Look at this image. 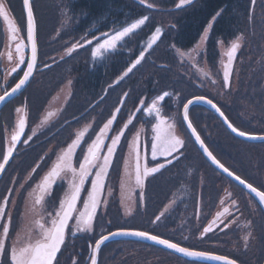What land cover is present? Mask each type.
<instances>
[{"label": "trees", "instance_id": "trees-1", "mask_svg": "<svg viewBox=\"0 0 264 264\" xmlns=\"http://www.w3.org/2000/svg\"><path fill=\"white\" fill-rule=\"evenodd\" d=\"M18 1L20 2V0ZM46 1L55 2V0H35L34 3L35 13L42 29L50 27V20L55 19L53 8L55 4L50 9L49 5L44 4ZM68 1L78 5L66 7L72 15L80 17L78 29L85 26L89 28L93 25L110 28L119 18L121 19L118 20V23L121 26L123 20L130 24L143 16L149 17L150 14H166L165 17L170 22L162 32L157 47L163 40V46L171 41L178 49H190L211 22L206 40V61L212 72H216L217 66L215 48L217 39L229 41L235 38L237 33L244 32L248 36H253L259 30L264 31V21L255 20L258 11L264 17V9L259 10L258 8L261 0H256L255 6L252 5L251 0H193L191 4L180 8H177L179 0H156L152 8L140 4L138 0H65V2ZM240 9L244 11V15L239 19ZM221 10V15L213 20L216 13ZM241 22H244V27L240 25ZM154 29L153 18L151 20L149 17L145 25L136 30L135 35L133 34L126 41V69L136 59L140 51L145 48L141 43L147 41ZM251 43V48L257 49L258 44ZM155 46L156 44L152 45L145 53L142 62L122 79V82L118 81L113 84L114 81H111L112 85L107 88L105 96V87L107 84H111L108 78L115 77L110 75L107 67L110 58L107 59L105 65L90 72L88 53L85 54L83 63L81 56L80 73L79 77L74 79L75 95L70 105L71 111H79V117L71 122V128L75 124L81 126L88 123L86 119L88 113L101 107L102 113L96 114L94 131H97L105 123L104 118L109 115L110 111L121 108V101L124 102L126 111L119 115L113 124V128L116 131L119 130L130 116H132L133 122L125 130V135L121 139L108 173L110 180H117L130 135L137 127H149L155 121L154 116L147 115L144 109L150 106L156 97L168 92L170 95L158 105L161 108V115L170 119L171 113L178 111L177 118L188 139L189 147L185 146L181 151L182 154L178 158H173L171 164H167L159 173L147 178L142 192V203L139 197L137 209L131 217L123 218L121 216L118 202L115 197H112L109 199L105 210L97 214L92 232L77 233L75 236L70 233L58 257V264H73L74 258L77 264H85V260L88 261L90 256L88 244L93 245L101 235L116 229H133L158 235L189 249L227 256L240 262V264H261L264 257V213L256 204L251 205L252 199L241 189L219 175L202 158L182 125L180 110L188 99L194 96H204L221 108L233 126L251 134H264L263 79L261 80V75H254V81H248L245 84L246 74H243L231 104L226 106L214 100L210 94L203 91L195 83L192 84L190 79H184L183 76L175 79V72L173 71L175 61L172 56L168 51L157 53ZM84 48L86 47L82 49ZM119 74L120 70L116 73V79ZM49 87V85L46 86L45 90L40 91V93L46 97L45 92L46 90L49 91ZM125 93H127L126 96ZM99 98L101 99L94 105V109L90 108L91 103ZM32 99L36 100L34 96ZM242 103L250 108L251 112L256 111L257 115L251 120L255 124L254 126L249 121H242L243 119L239 115ZM138 108L141 111H137ZM189 117L204 144L221 164L253 186L257 188L260 185L264 186V143L248 144L235 139L212 113L201 106H192ZM90 139H86L85 143ZM200 175L205 176V183L199 189L198 179ZM110 180H107L108 184H110ZM224 183L235 190L234 197L237 201L236 210L238 213L235 215L241 216L242 220L240 221L242 223L240 226L243 225V227L225 233L201 234L206 223L214 215L215 206L220 197L221 188L219 186L221 187ZM180 187H187L188 197L184 199L185 201L177 204L172 216H166L164 221L155 222L165 203ZM259 189L261 190V188ZM200 208L203 213L202 217H200ZM253 208H256L254 212L252 211ZM182 213L184 216H180ZM250 221L251 223H249ZM135 226L136 228H134ZM241 230L253 232L256 241L249 242L247 247L240 244L233 248V243L238 242L237 237L242 233ZM121 245L142 248L143 257L154 253L159 255L155 259L152 257L143 258L141 264H152L153 262V264H204L132 242L106 244L100 249L98 264H132L130 257L121 259L119 256L118 258L120 252H116L117 250L114 248Z\"/></svg>", "mask_w": 264, "mask_h": 264}, {"label": "snow or ice", "instance_id": "snow-or-ice-1", "mask_svg": "<svg viewBox=\"0 0 264 264\" xmlns=\"http://www.w3.org/2000/svg\"><path fill=\"white\" fill-rule=\"evenodd\" d=\"M140 4H145V0H139ZM193 0H179L177 8L185 5H189ZM253 6L256 4V0H251ZM23 6L27 13V41L31 47V58L27 61L22 54L23 49L27 47L22 41L16 44V53L18 54V62L15 67L11 69L15 72L21 64L26 63V70L23 72V76L19 78L18 83L12 87L11 91H6L3 95H0V103H3L6 97H9L19 91L32 76L33 71L36 67L37 62V41L35 37V17L33 12V7L31 0H23ZM147 7L152 8V4H148ZM221 11H218L213 17L221 15ZM0 18L8 25L10 39L16 40V32L18 29L13 24V21L8 15V10L6 9V0H0ZM149 20L148 16H143L136 19L134 22L127 24L121 28L112 30L111 32H100L99 36H93L90 40H85L83 44L73 43L71 47L66 49V54L70 55L77 50L78 47H84L85 44L91 45L93 40L98 41L94 47L91 48V58L94 62L106 59L109 54H114L119 46L128 38L131 34L135 33L136 30L140 29L141 26L145 25V22ZM91 31V29H89ZM207 32V29H206ZM161 34V29L156 28L155 34L148 41L147 45L143 50L140 51L136 59L127 67L121 76H127L130 72L136 68L137 65L145 58V53L152 47ZM206 37H203L204 39ZM242 35L236 38V41L231 43L229 50L227 51L228 62L224 64L223 71V87L225 89L230 88L232 64L236 55L237 50L241 47L239 43L242 40ZM11 59V55H9ZM215 83V81H213ZM127 93H125V96ZM170 93L164 92L162 95L156 97V100L152 102L150 106L144 109L147 115L154 116L155 123L152 127V139H151V159L152 161H158L159 157L164 158V162H157L155 166L148 167L145 163L143 170H141V155H140V132H137L133 139L129 141L130 148V158L134 160L135 167V183L137 186H141L143 180L149 175H154L159 173L167 164L172 163V158H178L181 155V149L185 147V141L175 134V124H168L161 115V108L157 105L156 101H163L165 97L169 96ZM204 102L209 104L212 108L224 117L225 122L228 123V127L232 132L237 133L241 137H248L250 139H262L264 136H255L249 132L242 131L237 127L233 126L232 123L228 122V118L225 116L224 112L217 104L213 103L212 100L206 99L203 96H197L190 99L183 105V120L187 121V127L191 129L192 134L195 136L196 141L203 148L207 156L212 160L214 164L223 169L229 176H235V179L239 181L240 184L244 185L250 194H254L258 198L260 205H264V191H261L257 187H254L251 183H246L245 180L241 179L240 176L235 175L233 172L229 171L223 164H221L216 157L209 151V149L204 145V141L201 140L200 136L196 133L195 128L191 121L189 120V110L190 105ZM123 104V101H121ZM143 104V101H141ZM17 113L21 112V108L15 110ZM141 111V109H137ZM120 112V108L111 114L110 118L103 124V127L99 129L96 133L95 139L88 145L86 151L83 154V159L79 160L78 168L73 165V158L76 156V150L80 148L81 142L83 141L87 129L78 132L75 139L67 146L66 149L62 150L58 155L51 169L41 178V180L36 184V186L29 192V199L31 205L29 212L34 217H39L34 219L33 223L40 230V238L35 240V242H20V233H17V242L13 243L8 249L6 242L9 238L10 227L12 223V216L10 212L7 211L8 205L10 203V196L12 194V189L8 190V194L5 195L2 200H0V221H4L0 224V264H5V257L8 258V264H58V253L61 252L62 246L65 245L66 239L68 238L69 232L72 236L77 233H90L93 231V223L97 216V211L101 204L105 201L101 198L102 193L105 188V180L108 176L109 170L112 166L113 159L116 155L117 149L120 146L121 138L125 135V130L128 129L129 125L132 124V116L129 117L123 127L120 128L119 132L115 135H109L112 131V126L117 120V113ZM53 115V113H48V116L44 118L42 124L48 122V119ZM134 115V114H133ZM26 126V118L22 117L18 120L15 126V131L11 136L10 146H6L2 160H0V173L5 171L6 165L9 163L10 158L16 150L18 143L28 144V142L36 135V129L32 130V135H29L27 139L21 141V137L24 135V130ZM106 141H110L106 143ZM106 149V151H105ZM175 154V155H174ZM129 158H125V170L127 171L129 166ZM39 168V164L32 169L35 173L36 169ZM94 172V174H93ZM91 177V187L85 189V182ZM31 178V175L30 177ZM67 181V189L65 190L63 197L59 200V205L55 209L54 215L51 212H47V216L51 219L44 222V215L46 213V205L48 199L52 196L53 185L58 181ZM21 188L24 187L22 183ZM123 187V186H122ZM82 191H86V196L81 197ZM141 194V199H142ZM82 200V208H78L77 205ZM235 205V201L232 202ZM264 211V207L261 208ZM164 213H161L163 215ZM225 214H230L228 209L225 208L223 213H218L217 216H222ZM75 220V224L69 229V222ZM157 220L160 219L159 216L156 217ZM223 222V221H221ZM251 223V221L249 222ZM227 228L228 224H224ZM212 231V228L205 227L204 233ZM115 235H130L137 236L147 240H152L157 244L164 245L169 249H173L176 252L182 253L186 257H198L208 260L222 261L223 264H236V261L229 259L225 256L213 255L208 252L195 251L187 247H182L178 243H173L168 239H162L158 235H150L143 231H127L121 230L115 233H108V235H101L99 239L95 240L94 245H90L91 255L90 264H98L97 256L100 252L101 245L104 244L110 236ZM251 233L246 236L245 247H247L249 237ZM73 264H77L75 258L73 259Z\"/></svg>", "mask_w": 264, "mask_h": 264}, {"label": "flooded vegetation", "instance_id": "flooded-vegetation-1", "mask_svg": "<svg viewBox=\"0 0 264 264\" xmlns=\"http://www.w3.org/2000/svg\"><path fill=\"white\" fill-rule=\"evenodd\" d=\"M21 2L22 0H20V2L18 0H6V9L8 10V15L13 21V24L18 29L15 34L16 40L10 39L8 25L3 21L2 18H0V95H3L6 91H9L15 86L16 83H18L19 78L23 76V72L26 69L25 63L21 64L15 72L11 71V69L16 66L19 58L15 50L16 44L22 41L25 45H27L25 19L21 10ZM34 3L35 0L32 1V7L36 21V37L38 48L37 64L34 75L27 87L0 110V160H2L3 152L6 146H10L11 136L15 131L14 126L15 123H17L15 121V115L17 114L15 110L17 108H21L20 118H26V126L24 135L21 137V141L27 139L29 135H32V130L36 129V135L33 136L28 144H24L22 142L17 144L16 150L13 153L9 164L0 177V200H2V198L8 194L9 189L13 190L9 198L10 203L7 209V211L10 212L12 216L9 238L6 242L9 250L11 245L17 242V233H24V236L20 235L21 243L31 241L30 237L33 235L38 237L35 238L36 240L40 238V230L33 223V220L38 219L39 217H34L29 212L31 205L29 192L51 169L57 159V155L62 150L66 149L72 140L75 139L77 133L76 131L81 129L80 125L76 124L71 128V122L75 121L79 117V111H71L70 108L75 95L74 79L78 78L80 73V57L82 56L83 63L85 61V54L88 53L87 55L89 57L90 72L95 68H100L105 65L107 63V59L110 58L107 67L110 75L115 77H109L108 80L109 82L114 81L113 83H115L117 79L120 81L122 80L121 74L123 73L124 68L126 70L127 64V38L119 46L118 50L114 54H109L106 59L96 62L92 60L90 54L91 48L94 47L98 42L96 40H93L91 45L85 44L84 47L86 48L84 49H82L83 47H78L77 50L72 54H66V49L71 47L73 43L83 44L85 40H90L93 36H99L100 32H111L112 30L127 25V21L123 20V23H121L123 25L120 24L121 26H119L118 20L121 19L119 18L117 19V22L114 24V26H111L110 28L93 25L89 28L85 26L82 29H78L80 17L78 15L74 16V14L72 15L66 9L68 5L71 7L78 5L72 1L65 2V0H55V5L52 1H46L44 3L45 5H49L50 9H52V6L54 5L53 8L55 12V19L50 20V27H45L42 29L39 19H37L38 17L35 13ZM89 29H91V31H89ZM22 54L27 61L29 59L27 47L23 49ZM9 55H11V59H9ZM71 62L72 66L70 67ZM64 70L66 71L64 72ZM118 70H120V74L116 79V73ZM112 82L111 84H107L105 87L104 96L107 94V88L112 85ZM48 85L50 87L49 91L46 90L45 94L47 96L45 97V95L43 93L41 94L40 91L43 92L45 87ZM65 86H68L69 91L64 104H62L60 108H55L48 111L57 96L66 90ZM32 96H34L36 100H33ZM101 98L92 102L90 108L94 109V105H96V103L100 101ZM120 107V112L117 113V119L119 118L120 114L126 111L124 102ZM113 112L114 111H110L109 115L104 118L105 122L110 118ZM48 113H53V115L48 119L47 123L42 124V121L48 116ZM101 113V107H98L97 110L95 109L92 112H89L86 116L88 123L82 124L83 127L87 125L89 128L87 129L80 148L76 150V156L73 158V165L77 168L79 166L78 161L83 159V143L87 148L88 145L95 139L96 133L99 132V129L103 127L102 125L97 131H94V126L97 119L96 114ZM112 129L113 130L109 132L110 136L113 132H116L113 126ZM5 133L9 134L8 140ZM90 138H92L90 142L88 141V144L85 143L86 139ZM108 142L109 141H106V143ZM38 164L39 168H37L36 172L33 173L32 169ZM144 165L145 163L143 162L141 165L142 170ZM30 175L31 178H29ZM89 180H91V177H89V179L85 182V189ZM107 180H110L108 176L105 180V183ZM22 183L24 184L23 188L20 187ZM90 187L91 186H89V188ZM259 188L264 190V186L260 185ZM66 189V180L58 181L55 185H53L52 196L48 199L46 213L43 218L44 222H46V226H50L47 225V221L51 219L47 216V212H51L54 215L55 209L59 205V200L63 197ZM102 194L103 196L101 198L105 201V203L101 204L97 214L99 212H103L106 208V193ZM84 196H86V193L85 191H82L81 197L83 198ZM254 204L255 202L252 200L251 205ZM82 206L81 200L77 207L82 208ZM255 209L256 208H253L252 211L254 212ZM217 211L218 209L205 225V227L210 226L212 228V231L208 233H225L240 227L239 217L237 215H229L226 221L221 222L222 216L218 217ZM3 222L4 221H0V224ZM74 224L75 220L73 219L69 222V229H71ZM224 224H228V227L225 228ZM4 259L5 264H8L7 256ZM85 264H87V260H85Z\"/></svg>", "mask_w": 264, "mask_h": 264}, {"label": "rangeland", "instance_id": "rangeland-1", "mask_svg": "<svg viewBox=\"0 0 264 264\" xmlns=\"http://www.w3.org/2000/svg\"><path fill=\"white\" fill-rule=\"evenodd\" d=\"M156 3V0H145V5L148 4H154ZM54 4V3H53ZM259 10L264 9V0H261L259 2L258 6ZM244 15V11H241L239 13V19L242 18ZM166 14L160 13V14H150L149 17H151V20L153 18V22L156 28L161 29V34L164 31L165 27L167 24L170 22L169 19H167ZM256 21H264V17L261 16L260 11L256 13ZM242 21V20H241ZM244 27V22L241 24ZM264 28V27H263ZM155 29L153 33L149 36L146 42L141 43V45L146 46L148 41L151 39V37L155 34ZM260 32V34H259ZM160 34V35H161ZM242 35L243 39L239 41L241 44V47L237 50L233 64H232V72H231V80H230V88L225 89L223 87V71H224V64L228 62L227 58V51L229 50L231 43L236 41L237 37H240ZM160 37V36H159ZM205 33L201 35V37L197 40V42L187 50H182L176 48L171 41H168L164 46L161 43L158 45L160 40H156L154 44H156L155 47H157L156 51L157 53H160V51H168L169 54L172 56V59L175 61V66L173 67V71L175 72L174 78L179 79L180 76H183L184 79H190L192 84L198 85L203 91L207 92L208 94L211 95V97L220 102L223 103L226 106H229L231 104V101L233 100L238 87L240 83L241 76L243 74H246V78L244 83L248 81H254V75H261V80H262V87L264 90V31L259 30L256 33L253 34V36H248L244 32L242 33H237L235 34V38L229 40V41H223L221 39L216 40L215 48L217 52V66H216V72H212L209 69L208 63L206 61V43H205ZM165 40V39H164ZM251 42H255V44H258L257 49H252L251 48ZM164 43V41H163ZM140 44V43H139ZM137 45V47L139 46ZM153 44V45H154ZM155 51V52H156ZM238 58V59H237ZM167 64H170L169 62H165ZM215 81V83H213ZM65 91L62 94H59L55 101L53 102L52 106L48 109V111L55 109V108H60L62 104H64L66 96L68 94V86H65ZM153 102V101H152ZM162 101H159L161 103ZM157 103V102H156ZM157 103V104H159ZM251 109L248 108L246 105L242 103L241 105V111L239 115L242 117V121L246 122L249 121L252 126L255 124L251 122V120L256 116V111L251 112ZM20 113H17L15 115V121L18 122L20 119ZM178 111L177 113H171L170 119L164 118L165 121L168 124H175V134L178 135L180 138H182L185 141V146H188V139L183 132L180 122L178 120ZM156 122V121H155ZM152 123L149 127H137L136 132L129 137V141H131L134 137V135L137 132H140V155L141 158L146 155L148 158H151V139H152ZM16 126V123H15ZM14 126V130H15ZM152 126V127H151ZM123 127V126H122ZM82 128V127H81ZM89 126H85L82 129H78L76 132H81L84 131L85 129H88ZM143 128V129H142ZM76 133V134H77ZM7 140L9 137L8 133H5ZM112 135V134H111ZM76 137V136H75ZM142 140L146 144V147L148 148V151L145 149L142 150ZM83 142V141H82ZM81 142V144H82ZM110 142V141H109ZM143 143V145H144ZM189 147V146H188ZM82 149L84 152L87 149L85 145L82 146ZM106 151V149H105ZM182 151V150H181ZM126 156L125 158H129V166L127 171L125 170V160L122 164L121 170L118 174L117 180H110L109 188L106 190V197L107 198H112L115 197L116 201L118 202V207L120 214L123 218H129L131 217L138 206L139 203V191L141 186H137L135 183V167H134V160L130 158V148H129V142L127 145V150H126ZM175 155V154H174ZM124 158V159H125ZM158 159H164L163 157H159ZM94 174V173H93ZM191 174V173H189ZM115 176V175H114ZM199 189L203 187L205 183V176L200 175L199 176ZM91 186V180L88 181L86 185V189ZM123 186V187H122ZM220 190V197L218 199V202L215 206L216 210L218 209L217 213H223V210L225 208L228 209V212L230 214H225L222 215L221 221H226L229 215L235 214V208L237 205V201L235 199V190L229 186L226 185L225 183L222 184ZM86 193V191H85ZM105 193V192H103ZM87 194V193H86ZM189 191L187 190V187H180L168 200V202L165 203L163 206L161 212L159 213L160 219L155 222H160L164 221L166 216H172L173 212L177 206V204H180L181 202L185 201L184 199L188 197ZM103 196V194H102ZM233 201H235V205H233ZM215 210V211H216ZM184 212V211H183ZM161 213H164L161 215ZM202 212L200 208V217H202ZM180 216H184V213H182ZM241 217V216H240ZM183 217L181 218L182 221ZM103 222V221H102ZM245 227V226H244ZM247 227V226H246ZM245 227V228H246ZM136 228V226L134 227ZM35 229V228H34ZM33 229V230H34ZM133 230V229H131ZM204 230V229H203ZM201 231V234L203 232ZM237 239V243H233V248H236L238 245H245V237L248 236L249 233H251V236L249 237L248 244L253 243L256 241L254 238L255 234L253 232H243L242 230L240 231ZM24 236V233L20 234ZM90 235V234H89ZM38 238L37 236L33 235L30 237L31 242L35 241ZM25 239V238H24ZM116 252L118 253V258H126L130 257L132 258V264H141L143 258H153L158 257V254H153L150 256L143 257L142 255L143 250L142 248L139 247H133L130 245H121L120 247H115ZM134 249V252H133ZM132 253H131V252ZM117 255V254H116ZM117 258V257H116ZM144 263V262H143ZM154 263V262H153ZM152 263V264H153Z\"/></svg>", "mask_w": 264, "mask_h": 264}, {"label": "water", "instance_id": "water-1", "mask_svg": "<svg viewBox=\"0 0 264 264\" xmlns=\"http://www.w3.org/2000/svg\"><path fill=\"white\" fill-rule=\"evenodd\" d=\"M22 6H23V2H22ZM23 12H24V15H25V20H26V28H27V13H26V9L24 8L23 6ZM27 34V32H26ZM35 37H36V29H35ZM27 44H28V41H27ZM28 48H29V59L31 58V47L30 45L28 44ZM35 70V69H34ZM34 73V71H33ZM33 76V74H32ZM32 76L29 78V81L19 90L17 91L16 93H14L13 95L9 96V97H6L5 101L3 103H0V110L8 103L10 102L11 100H13L15 97H17L26 87L27 85L29 84V82L31 81L32 79ZM11 91V90H10ZM9 91V92H10ZM193 99V98H192ZM207 99V98H206ZM187 103V102H186ZM193 105H200L204 108H206L208 111H210L211 113H213L218 119L219 121L222 123V125L225 127V129L236 139L240 140V141H243V142H246V143H263L264 140L262 139H250L248 137H241L239 135H237V133H234L232 132V130L228 127V123L225 122V119L224 117L220 116V114L218 112H216V110L214 108H212L209 104L207 103H204V102H197V103H194L191 106ZM181 119H182V122L184 124V127L186 129V131L188 132L189 136L191 137L193 143L195 144V146L197 147L198 151L200 152V154L202 155V157L204 158V160L216 171L218 172L219 174H221L222 176H224L226 179H228L229 181H231L232 183H234L236 186H238L239 188H241L244 192H246L248 195H250L258 204L259 206L262 208L264 207V205H260L259 203V200L257 197H255L254 194H250V191L242 184L239 183L238 180L235 179V176H229L226 172L223 171V169H221L220 167H218L216 164H214L212 162V160L207 156V154L204 152L203 148L200 146V144L196 141L195 139V136L192 134V131L191 129H189L187 127V121H184L183 120V108L181 110ZM229 122V121H228ZM197 133V132H196ZM255 136H264V135H255ZM205 145V144H204ZM11 159V158H10ZM10 161V160H9ZM8 165V164H7ZM6 165V167H7ZM5 167V169H6ZM2 173H0V176H1ZM118 231H121V230H116V231H113L111 233H115V232H118ZM127 231H133V230H127ZM108 235V234H107ZM114 241H130V242H137V243H141V244H145V245H148V246H152V247H155V248H158L160 250H163V251H166V252H169L171 254H174V255H177V256H181V257H184V258H187V259H190V260H195V261H200V262H207V263H212V264H223L222 261H215V260H208V259H203V258H198V257H186L184 256L182 253H179V252H176L175 250L173 249H169L167 247H165L164 245H160V244H157L155 243L154 241L152 240H147V239H144V238H141V237H137V236H130V235H115V236H110L108 240H106L104 242L103 245L107 244V243H110V242H114ZM101 245V247L103 246ZM215 255V254H213ZM219 256V255H218ZM90 264V262H89ZM237 264V263H236ZM264 264V262H263Z\"/></svg>", "mask_w": 264, "mask_h": 264}]
</instances>
